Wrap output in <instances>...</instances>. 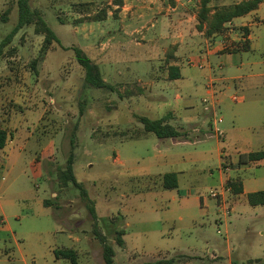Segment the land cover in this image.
<instances>
[{
	"label": "rangeland",
	"instance_id": "374dc122",
	"mask_svg": "<svg viewBox=\"0 0 264 264\" xmlns=\"http://www.w3.org/2000/svg\"><path fill=\"white\" fill-rule=\"evenodd\" d=\"M6 1L0 0V42L17 21V0L5 5ZM200 1L164 0L161 7L175 5L177 18H156L161 15L157 7L147 18H135L134 7L123 10V0L118 11H114L118 0L28 1L59 43L53 41L41 57L43 34L34 25H25L0 53V127L10 132L16 147L0 169V264H71L56 257L54 250L62 248L77 250L76 264H104L88 206L94 207L100 230L113 244L114 264L189 253L190 247L204 241L222 253L225 237L237 251L239 264L264 255V205H239L223 223L214 222L217 207L209 192L219 189L215 137L193 148L146 132L138 118L172 109V102H163L144 87V82L163 79L165 74L169 78L170 62L180 64L179 81L185 85L178 92L177 117L201 110L203 98L209 97L204 84L218 76L224 63L213 54L205 59L206 44L214 37L197 28ZM238 1L211 0L209 5ZM103 9L105 19L90 20ZM171 23L176 29L169 34ZM242 31L228 25L219 35L227 46L235 47L238 43L229 32ZM74 46L98 63L102 78L115 86L114 91L84 81ZM125 88L141 91L126 101L131 96H124ZM182 98L188 99L190 108ZM225 100L229 108L218 112L225 115L222 125H231L234 103ZM237 131L241 136L237 144L227 136L220 139L228 157L254 147L246 142L251 130ZM72 136L73 168L81 186L70 182L61 187L57 171L66 162ZM171 171L177 173V188H162L156 174ZM241 173L260 177L264 163ZM44 199L56 205H44ZM120 229L122 246L114 239Z\"/></svg>",
	"mask_w": 264,
	"mask_h": 264
},
{
	"label": "crops",
	"instance_id": "0c3cea01",
	"mask_svg": "<svg viewBox=\"0 0 264 264\" xmlns=\"http://www.w3.org/2000/svg\"><path fill=\"white\" fill-rule=\"evenodd\" d=\"M163 1L164 0H123V10L134 7L133 15L135 16V18H147L146 15L149 14V11L151 12L152 9L154 10V7H157L158 12H161V15L157 16L156 18H177L175 13V9L177 7L175 5H168L166 8L161 7ZM7 2L8 0L6 1L5 5L7 4ZM151 3H153V5ZM263 6L264 0L256 9L248 12L245 15L235 17L231 21L225 23V27L228 25L239 26L242 27L243 30L240 34L236 32H229L231 39H235L236 43H238L232 50H223L226 40H223L221 35H219L222 33H213L211 35L214 38L210 44H206V52L204 55L205 59L209 58V56H211L212 54L216 55L218 59H220L224 63V66L222 67V65H219L218 68L221 70L218 76L216 78L210 77L206 84H204L205 88L209 92V97H205L207 99V102H202L203 107L201 110L197 111L196 113L177 117L178 105L176 104L177 101L181 100V96L178 92L180 88H183L185 85L183 82L179 81L180 64L176 62H170L169 66H174L177 68L179 77L170 79L167 78V75L165 74L163 75V79H152L149 82H144V87H147L152 96H157L164 99L163 102H172V109L168 110L164 115H153V117H149L152 119L165 117L167 119L166 121L174 125L175 127L179 125V130L182 131L184 135L180 137H170L172 139V142H180L181 144L183 143L191 145L193 146V148H196V145L205 143L208 138L215 137L216 147L214 148V150L216 151L219 164L218 186L222 187L224 184L226 186V182L228 180H235L241 183V192H232L231 188L226 186V189L222 192L220 200H215V206L217 207V217H214V222L216 223H223L237 206L248 203V193L264 189V187H259V184L264 183V174L260 177H257L256 175L249 176L247 175V173H241L242 171H249L252 166L260 167L262 163H264V159L236 165L240 154L238 155V157H228L226 155V151L220 144V139H224L226 136L231 140L233 144H237L238 141L241 140V136H239L237 130L246 129L251 130L252 133L250 134L252 136L249 135L250 137L247 138L246 142H248L250 146L254 147L253 149H248L250 151H241L240 153L264 150ZM163 9L164 12L162 13ZM1 19L4 21L6 20L3 18ZM168 23L170 22L168 21ZM167 26L169 34L170 32H175L176 25L174 23L168 24ZM244 28L247 29V33L244 32ZM40 38H42L41 35ZM240 40H243L244 44L240 43ZM209 71H212L211 67H209ZM232 87L234 88L233 92L235 94L233 93L231 95H228L227 92L233 90ZM136 97L137 96H131L127 98V100H125L128 101ZM226 97L230 99L231 103H234L232 104L234 105V107L231 106L232 112L229 121L232 123L231 125H222L226 120L225 115H223L222 113L220 115L218 112V110L222 111L229 108L230 104L226 102ZM182 100L185 107L190 108L188 107L190 105H187L189 104L187 101L188 99L182 98ZM151 105V108H153L154 104ZM211 116L213 119L211 118ZM186 125L189 128L186 127ZM6 132L7 138L5 145L0 149V152L2 153V155H0V169L6 166L7 159L11 155H14V151L16 150L15 144H13V140H10L8 137L10 135V132L7 130ZM21 148H24V146H21ZM2 158L3 161L1 160ZM230 171H233L234 175H230ZM162 174L163 173H159L156 175H160L161 177ZM201 204L204 205L203 199H201ZM227 207L229 208V213H225V208L227 209ZM218 230L220 232H218ZM217 232L221 233V230L218 228ZM224 239L227 242V247L226 250L222 253L219 250L217 251L213 246L209 248V246L207 245L208 242L204 241V243H202L198 247H190L191 251L189 253H176V255H174L176 259L172 264H239L237 260V251L234 247L229 246L226 237ZM74 240L79 241L80 238L76 237ZM75 251L77 252V250ZM224 252H226V254ZM129 254L130 253H127V256ZM172 256L173 255H162V257H155L154 260H151L152 262H149L148 260L146 261V263L142 262L141 264H155L153 262L157 259H167ZM183 257H187V260L184 262L178 261ZM133 263L134 262L131 260L127 264ZM242 264H264V255L248 257L245 260H242Z\"/></svg>",
	"mask_w": 264,
	"mask_h": 264
},
{
	"label": "trees",
	"instance_id": "16d2710c",
	"mask_svg": "<svg viewBox=\"0 0 264 264\" xmlns=\"http://www.w3.org/2000/svg\"><path fill=\"white\" fill-rule=\"evenodd\" d=\"M29 0H17V21L12 30L1 40L0 42V53L2 52L3 46L9 43L16 32L24 27L25 25H34L35 31L37 33L43 34V43L40 48L41 57H43L47 51L50 49L53 41L59 43V38L56 36L55 32L47 25L43 17L39 14L37 10H32L29 5ZM117 8L114 11H118L122 5L121 0H118ZM211 0H201L200 8L197 13V28L199 30L204 29L207 35L213 33H221L225 29V23L231 21L235 17H239L247 14L248 12L256 9L263 0H240L231 4H222L220 6H210L209 2ZM115 13H113L114 15ZM107 11L104 9L92 15L90 20H103L106 18ZM5 17V16H4ZM3 19H6V17ZM244 32L247 33V29L244 28ZM244 44V43H243ZM74 51L75 58L79 65L84 70V81L97 88L107 89L109 91H114L115 86L108 83L102 78V74L97 62L93 61L85 51L77 46L71 47ZM234 47L227 46V42L224 45L225 50H232ZM168 77L174 79L179 77V73L176 67L170 66ZM140 88L133 92L131 89L124 90V96L128 97L134 94L140 93ZM139 120L143 124V128L146 132H153L158 138L167 137H180L184 133L178 130L174 125L167 122L165 117L161 118H149L147 116L140 115ZM7 138V132L5 129L0 127V149L4 147ZM71 150L67 156L66 162L63 167L58 168L57 176L59 184L61 187L67 186L68 183H73L76 186H81L80 182L76 179L74 173V136L70 138ZM264 159V150H257L248 153H242L239 156L236 165L247 162H255ZM177 174L176 172H165L161 175V187L165 189H172L177 187ZM226 186L231 188L232 192H241V183L233 180H228ZM247 201L250 205H264V189L253 191L247 194ZM44 205H56L54 201L50 199L43 200ZM88 211L93 219L92 230L96 239L101 244L102 247V258L104 264H114L115 249L113 244L109 241L107 236L100 230L98 226L96 211L93 206H88ZM124 231L117 230L116 236L114 237L115 242L118 246H122ZM54 253L56 257L69 259L71 264H76L77 262V252L71 248L65 249H55ZM178 257V256H177ZM181 257V256H179ZM176 257L172 256L167 259H157L153 263L155 264H172Z\"/></svg>",
	"mask_w": 264,
	"mask_h": 264
},
{
	"label": "built area",
	"instance_id": "2783aa9c",
	"mask_svg": "<svg viewBox=\"0 0 264 264\" xmlns=\"http://www.w3.org/2000/svg\"><path fill=\"white\" fill-rule=\"evenodd\" d=\"M225 44H226V42H225ZM224 44V45H225ZM203 102H207V99L206 98H203V100H202ZM1 178H3V177H1ZM226 189V187H224V186H222V187H219V189L218 188H216V189H214V190H211L210 192H209V197H212V198H214L215 200H220V198H221V196H222V192L224 191ZM225 213H229V208L227 207V209L225 208ZM2 221V220H1ZM218 232H220L219 230H218Z\"/></svg>",
	"mask_w": 264,
	"mask_h": 264
}]
</instances>
